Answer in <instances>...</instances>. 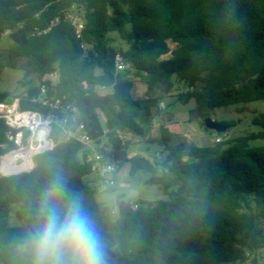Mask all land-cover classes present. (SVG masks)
<instances>
[{
  "label": "trees",
  "instance_id": "obj_1",
  "mask_svg": "<svg viewBox=\"0 0 264 264\" xmlns=\"http://www.w3.org/2000/svg\"><path fill=\"white\" fill-rule=\"evenodd\" d=\"M68 14L84 22L80 36ZM56 20L47 33L33 34ZM7 33L13 44L5 56L0 52V81L5 68L26 59L38 81L57 63L60 82L47 91L57 107L34 102L40 88L26 82L17 96L22 110L54 116L55 145L35 156L32 170L0 175V264H14L12 245L53 170L98 217L110 264H258L264 250L263 113L253 120L259 131L209 146L175 143L162 125L152 140L163 148L161 163L131 156L123 136L146 135L162 111L154 92L173 78L187 87L181 99L195 100L190 115L203 125L218 108L264 100V0H0V44ZM112 33L126 50L112 46ZM118 53L130 65L122 73L116 72ZM73 113L102 145L105 161L119 170L128 164L131 177L150 173L145 183L161 187L165 197L122 199L112 218L87 180L92 162L86 144L63 137V120ZM7 131L0 121V162L15 148Z\"/></svg>",
  "mask_w": 264,
  "mask_h": 264
},
{
  "label": "rangeland",
  "instance_id": "obj_2",
  "mask_svg": "<svg viewBox=\"0 0 264 264\" xmlns=\"http://www.w3.org/2000/svg\"><path fill=\"white\" fill-rule=\"evenodd\" d=\"M112 39V46L120 47L124 50L128 46L121 40L117 33L110 34ZM13 42L7 33L0 44V52L5 56L12 46ZM6 62V59H3ZM30 71L29 76L25 77L26 73ZM129 79L136 80L133 74L127 76ZM26 82L28 86L36 87L39 81L36 79V74L32 72L28 61L23 59L19 62L16 69L5 68L1 75L0 94L7 95V98H17L19 94L27 89L24 86ZM30 83V84H29ZM187 87L178 82L176 78L171 79L170 83L165 86L159 84L154 92L156 96L161 97V104H163L162 111L156 113L153 125L147 129L146 135L143 137L132 134H125L124 140L128 143L130 149L129 154L143 155L157 163H161L163 158V148L152 140L160 135V127L166 126L174 135L175 143L185 142L190 145L209 146L216 143L215 135L222 138L221 142H226L240 136H244L253 132H257L260 128L253 123L256 116L264 114V100L255 101L248 104L231 105L216 109L211 118L216 122H234V125L227 128L223 134L215 131H210L213 138H210L203 132L202 120L190 115V111L195 109V100L189 101V96L185 95L183 99L181 96L187 92ZM145 88L138 90V96L144 95ZM2 97V96H1ZM0 97V98H1ZM104 140L103 143H105ZM262 141H255L253 145L262 144ZM102 145H97L94 142L86 144V156L89 159L99 152ZM47 150L41 148L40 152ZM83 158V155H80ZM106 162L113 163L109 160ZM159 167L160 173L162 169ZM128 164L115 173L113 182H102L100 178L91 184L98 189V185L105 187L102 193L99 192V200L109 208L112 218L117 216L118 203L120 200H136L138 198L147 200H158L165 197L164 191L159 186H149L137 179H132L126 169ZM24 172V171H22ZM169 179L174 183V188H177L179 181L173 174H169ZM15 222V219H13ZM258 264H264V250L261 251L257 258ZM250 260L246 264H252Z\"/></svg>",
  "mask_w": 264,
  "mask_h": 264
},
{
  "label": "clouds",
  "instance_id": "obj_3",
  "mask_svg": "<svg viewBox=\"0 0 264 264\" xmlns=\"http://www.w3.org/2000/svg\"><path fill=\"white\" fill-rule=\"evenodd\" d=\"M29 220L12 245L14 264H110L98 217L59 171L33 197Z\"/></svg>",
  "mask_w": 264,
  "mask_h": 264
},
{
  "label": "built area",
  "instance_id": "obj_4",
  "mask_svg": "<svg viewBox=\"0 0 264 264\" xmlns=\"http://www.w3.org/2000/svg\"><path fill=\"white\" fill-rule=\"evenodd\" d=\"M69 19L77 29V34L80 36L83 29L84 22L78 15L68 14ZM58 20L53 21L50 27L41 30L35 28L34 35H41L47 33L52 25ZM128 60L122 53L116 55L115 67L117 73L124 72L129 68ZM60 82V69L58 64L54 65V69L46 73L39 80L40 95L33 98L34 102L42 103L44 106L57 107L54 105L51 97L47 95L49 87H54ZM162 109L163 104H160ZM75 111V110H74ZM53 115H44L39 111L22 110L20 108V101L18 98L0 99V121H3L8 127L7 136L14 144L15 148L5 155L0 162V175L7 176L18 174L22 171H30L34 168V158L41 153V148L51 149L54 147V141L51 138ZM65 125L63 137L65 139H77L84 144H89L92 141L88 135L85 125L78 122V115L73 113L63 120ZM216 142H221L222 138L217 135L214 136ZM92 162V174L100 178L102 182H113L106 178L110 174L117 172V167L114 163L106 162L101 153H96L88 159ZM24 166L20 172L6 173L8 167ZM105 187L98 186V191L102 193ZM138 205L134 206L136 210Z\"/></svg>",
  "mask_w": 264,
  "mask_h": 264
},
{
  "label": "water",
  "instance_id": "obj_5",
  "mask_svg": "<svg viewBox=\"0 0 264 264\" xmlns=\"http://www.w3.org/2000/svg\"><path fill=\"white\" fill-rule=\"evenodd\" d=\"M7 97H8L7 95H3L0 99L4 100ZM226 130H227V127L224 124L214 121L211 117H208L204 120L203 132L210 138H213V135L210 131H215L217 133H224L226 132ZM34 162H35V165H34L35 167L36 166L35 158H34ZM106 178L109 180H112L114 178V174H110L106 176Z\"/></svg>",
  "mask_w": 264,
  "mask_h": 264
},
{
  "label": "crops",
  "instance_id": "obj_6",
  "mask_svg": "<svg viewBox=\"0 0 264 264\" xmlns=\"http://www.w3.org/2000/svg\"><path fill=\"white\" fill-rule=\"evenodd\" d=\"M129 166V165H128ZM124 167V166H123ZM121 170V169H120ZM126 171L127 172H129L130 171V166H129V168H127L126 169ZM150 176H151V174L150 173H147V172H145V173H140V174H138L136 177H131L132 179H137L138 181H141V182H143V183H145L149 178H150ZM114 177H115V175H114ZM98 178L95 176V175H90L88 178H87V180L88 181H91V182H94V181H96ZM146 184V183H145ZM98 186H100V185H98Z\"/></svg>",
  "mask_w": 264,
  "mask_h": 264
},
{
  "label": "bare ground",
  "instance_id": "obj_7",
  "mask_svg": "<svg viewBox=\"0 0 264 264\" xmlns=\"http://www.w3.org/2000/svg\"><path fill=\"white\" fill-rule=\"evenodd\" d=\"M22 169H24V166H18V167H8L5 172L6 173H17L20 172Z\"/></svg>",
  "mask_w": 264,
  "mask_h": 264
}]
</instances>
